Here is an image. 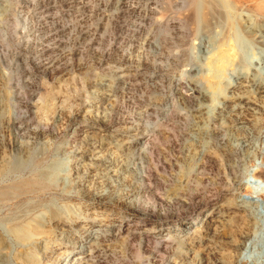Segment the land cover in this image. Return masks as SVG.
Instances as JSON below:
<instances>
[{
	"label": "rangeland",
	"instance_id": "rangeland-1",
	"mask_svg": "<svg viewBox=\"0 0 264 264\" xmlns=\"http://www.w3.org/2000/svg\"><path fill=\"white\" fill-rule=\"evenodd\" d=\"M192 1L0 0V264H264V0Z\"/></svg>",
	"mask_w": 264,
	"mask_h": 264
},
{
	"label": "bare ground",
	"instance_id": "bare-ground-1",
	"mask_svg": "<svg viewBox=\"0 0 264 264\" xmlns=\"http://www.w3.org/2000/svg\"><path fill=\"white\" fill-rule=\"evenodd\" d=\"M208 1V0H207ZM193 2V1H192ZM205 2V1H204ZM209 4H210V2H209ZM190 5H192V3L190 4ZM202 6H204V5H202V0H196L195 2H193V9H194V11H195V16H196V19H197V23H198V25L201 23V21H202V8H204V7H202ZM192 9V8H191ZM204 26V25H203ZM260 26H262V25H260ZM259 28V27H258ZM198 30V29H197ZM255 30V29H254ZM256 30H257V27H256ZM259 31H260V29H259ZM260 33V32H259ZM256 35V34H255ZM224 43V42H223ZM221 45H222V43H221ZM220 47V46H219ZM226 47H228L229 48V46L227 45ZM225 47V48H226ZM230 48H232V47H230ZM219 49V48H218ZM234 50V49H233ZM233 50H231L232 51V53H233ZM221 51H222V49H221ZM221 51H219V52H221ZM224 52H226V49H225V51ZM223 52V53H224ZM228 53H229V51H228ZM213 54H215V53H213ZM216 54H218V53H216ZM220 54V53H219ZM233 54H235V53H233ZM214 56V55H213ZM217 56V55H216ZM225 57V56H224ZM211 59V58H210ZM212 60V59H211ZM214 60V59H213ZM233 61H234V58H233V56H232V54H230L229 56H228V59H227V57H226V59H223V58H220V59H217V62H220V65H222V66H225V65H231L232 63H233ZM239 61V60H238ZM236 62V61H235ZM210 63V62H209ZM208 63V64H209ZM238 63V62H237ZM240 63V62H239ZM211 64V63H210ZM209 64V65H210ZM234 65V64H233ZM211 67V66H210ZM213 67V66H212ZM218 67H219V65H218ZM209 69H211V68H209ZM224 69V68H223ZM228 69V68H227ZM232 69V68H231ZM237 69V68H236ZM238 70V69H237ZM210 72V71H209ZM220 72V71H219ZM249 75H251V74H249ZM256 77V76H255ZM209 79V78H208ZM217 79V78H216ZM249 79V78H248ZM259 81V80H258ZM263 82V81H262ZM250 83V82H249ZM264 83V82H263ZM244 84V83H243ZM259 84V83H258ZM250 85H251V83H250ZM244 86V85H243ZM252 86V85H251ZM250 86V87H251ZM254 87V86H253ZM252 88V87H251ZM213 93V92H212ZM259 93H262L263 95H264V85L263 86H261V87H259ZM258 93V94H259ZM210 95V94H209ZM211 96V95H210ZM262 96V95H261ZM204 97V96H203ZM257 97V96H256ZM206 99V98H205ZM244 99V98H243ZM242 99V100H243ZM259 100V99H258ZM257 100V101H258ZM262 101H263V99H262ZM256 103V102H255ZM259 107V106H258ZM262 109V108H261ZM262 111V110H261ZM263 111H264V109H263ZM202 115V114H201ZM199 117V116H198ZM202 117V116H201ZM207 119V118H206ZM216 119V118H215ZM200 120H201V118H200ZM199 120V121H200ZM238 120V119H237ZM218 121V120H217ZM200 122H202V120L200 121ZM199 122V123H200ZM209 123V122H208ZM199 127V126H198ZM197 130H198V128H197ZM211 130V129H210ZM199 132V131H198ZM207 132V131H206ZM209 132V131H208ZM203 134V133H202ZM216 134V133H215ZM209 148V147H208ZM209 150H211V149H209ZM206 157L207 158H209L210 157V155L209 154H206ZM206 159V158H205ZM214 160V159H213ZM212 160V161H213ZM217 160V159H216ZM264 174V173H263ZM28 184V183H27ZM33 184V183H32ZM28 185H30V184H28ZM24 187V186H23ZM17 189H21V187H20V184H15V185H13V186H11V187H8V188H0V196H2V197H10L12 194H13V192L14 191H16ZM176 194V193H175ZM244 196H249V198L252 200L253 198H254V196H252V195H243L242 197H243V199H244ZM179 197V196H178ZM177 198V197H176ZM175 198V199H176ZM244 217V216H243ZM225 221V220H224ZM192 224V223H191ZM30 227H26V226H23V227H20L19 228V230L17 231V232H19L20 234H22V236L25 238L26 237V235H27V233L28 232H30V229H29ZM117 230V229H116ZM237 236H238V238H239V240H240V244H242V243H245L249 238H250V236H251V234H252V232H253V225H252V222H251V220L249 219V217L248 216H245L243 219H242V221H241V223L238 225V227H237ZM15 232V231H14ZM16 233V232H15ZM165 236H166V234H165ZM79 246V245H78ZM81 248V247H80ZM77 255V254H76Z\"/></svg>",
	"mask_w": 264,
	"mask_h": 264
},
{
	"label": "clouds",
	"instance_id": "clouds-1",
	"mask_svg": "<svg viewBox=\"0 0 264 264\" xmlns=\"http://www.w3.org/2000/svg\"><path fill=\"white\" fill-rule=\"evenodd\" d=\"M41 160H42L41 151H40V149H37L34 153H32L31 156L27 157L22 162L21 167L24 169H27L29 171L34 170V169H38L42 166ZM48 166L51 168H54L55 163L50 161Z\"/></svg>",
	"mask_w": 264,
	"mask_h": 264
}]
</instances>
